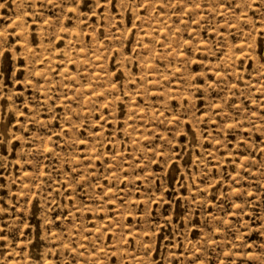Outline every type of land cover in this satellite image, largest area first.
I'll use <instances>...</instances> for the list:
<instances>
[{"label": "rangeland", "instance_id": "1", "mask_svg": "<svg viewBox=\"0 0 264 264\" xmlns=\"http://www.w3.org/2000/svg\"><path fill=\"white\" fill-rule=\"evenodd\" d=\"M0 264H264V0H0Z\"/></svg>", "mask_w": 264, "mask_h": 264}]
</instances>
